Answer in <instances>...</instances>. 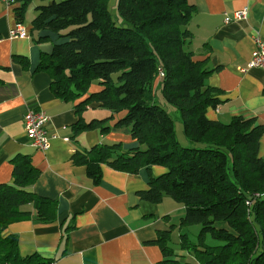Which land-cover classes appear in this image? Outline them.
<instances>
[{
  "label": "trees",
  "instance_id": "1",
  "mask_svg": "<svg viewBox=\"0 0 264 264\" xmlns=\"http://www.w3.org/2000/svg\"><path fill=\"white\" fill-rule=\"evenodd\" d=\"M18 1L14 11L21 22L31 0ZM42 1L32 25L57 33L60 41L41 53L35 71L48 74L55 97L79 100L74 131L106 132L104 120L84 122L81 116L87 107L103 108L122 114L115 127L127 128L135 142L94 145L75 152L73 163L85 166L94 183L103 165L127 173L145 169L148 187L139 197L152 203L170 197L184 208L179 225H200L196 242L184 232L179 235L180 248L200 264H264V156L259 155L264 125L255 117L237 115L228 122L209 117L221 91L206 83L212 70L208 57L196 59L189 48L193 35L187 24L194 4L116 0L113 15L109 0ZM92 85L99 90L90 92ZM161 98L179 112L189 146L177 140ZM10 163L11 181L0 183V264H52L37 253L20 255L17 236L4 233L15 219L50 222L56 217V202L29 190L39 176L30 157L18 154ZM153 165L164 172L151 175ZM158 234L163 256H173L166 245L170 231ZM206 234L220 244H207Z\"/></svg>",
  "mask_w": 264,
  "mask_h": 264
},
{
  "label": "crops",
  "instance_id": "2",
  "mask_svg": "<svg viewBox=\"0 0 264 264\" xmlns=\"http://www.w3.org/2000/svg\"><path fill=\"white\" fill-rule=\"evenodd\" d=\"M190 2L195 11L187 24L193 35L189 46L196 59L208 57L212 70L206 82L221 91L220 103L209 110V117L222 122L237 115L255 117L264 125V66H247L254 37L264 40V0ZM19 4L18 0H0V183L11 181L10 159L28 155L39 170L29 190L55 201L56 217L50 222L32 216L15 219L4 233L17 236L20 255L37 253L51 259L52 264H171L178 259L198 264L193 254L180 247L171 248L173 256H163L158 233L174 231L177 222L172 214L182 211L183 206L167 196L159 203L141 199L138 192L148 187L145 169L127 173L103 165L101 179L94 183L85 166L73 163L75 152L94 145L120 142L130 147L135 142L127 128L115 127L122 114L103 108L87 107L81 116L84 122L104 120L109 126L106 132L74 131V106L79 100L67 102L55 97L48 74L35 71L41 53L50 52L60 38L51 30L33 27L35 7L41 4L36 0L25 7L21 21L27 36L12 37L14 10ZM244 8L246 19L224 21ZM19 56L29 64L21 63ZM99 88L92 85L89 91ZM29 107L42 109L49 117L46 134L55 137L45 151L31 145L25 135L23 119ZM259 155L264 156V135ZM163 172L161 166L150 167L153 176Z\"/></svg>",
  "mask_w": 264,
  "mask_h": 264
},
{
  "label": "built area",
  "instance_id": "3",
  "mask_svg": "<svg viewBox=\"0 0 264 264\" xmlns=\"http://www.w3.org/2000/svg\"><path fill=\"white\" fill-rule=\"evenodd\" d=\"M248 17V11L246 8L239 11H235L232 17L226 16L225 22H229L232 19H246ZM12 37H26L27 32L22 22H16L11 29ZM255 47L250 59L248 60V67H263L264 66V40L258 35L254 37ZM24 131L25 135L34 147L45 151L50 147V139L55 137L54 135L49 137L46 134L45 125L49 120V117L42 109H35L29 107L24 114Z\"/></svg>",
  "mask_w": 264,
  "mask_h": 264
},
{
  "label": "rangeland",
  "instance_id": "4",
  "mask_svg": "<svg viewBox=\"0 0 264 264\" xmlns=\"http://www.w3.org/2000/svg\"><path fill=\"white\" fill-rule=\"evenodd\" d=\"M41 2L42 4L44 3L42 0H36ZM115 3L116 0H109V5L111 6L110 11L111 13L114 15L116 14V10H115ZM195 47V44L194 46ZM190 48V46H189ZM191 49V48H190ZM207 83V82H206ZM208 84V83H207ZM209 85V84H208ZM210 86V85H209ZM160 95V94H159ZM160 104L163 105V107L169 112V114L171 115V117L173 118V123H174V130H175V135L177 140L183 145V146H189L190 143L184 138L183 135V131H182V122H181V118H180V114L179 112L176 110V108L170 104H165V102L162 100H160ZM171 201H174L172 198H168ZM175 203V202H174ZM184 214V208L182 211L179 212H175L172 214V216L175 219V222H177L175 225V229L174 231L170 234L169 240L167 241L166 245L170 248H175L177 249L179 246H177L176 241H180L181 237L179 236L180 233H186L189 240L190 241H197V234L199 232L200 229V225L199 224H189V225H179L180 222V218L181 216H183ZM205 242L207 244H220V241L213 238L210 234H206V238H205ZM186 260H190V258H186ZM178 262L181 263V261L178 259ZM191 262V261H189ZM198 264H200V262H197ZM191 264H193V262H191Z\"/></svg>",
  "mask_w": 264,
  "mask_h": 264
}]
</instances>
